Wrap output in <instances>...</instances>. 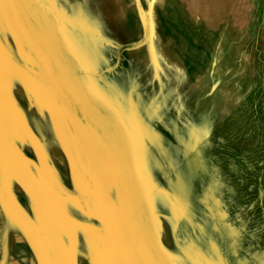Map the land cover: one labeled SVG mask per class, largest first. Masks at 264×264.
<instances>
[{
    "label": "rangeland",
    "instance_id": "obj_1",
    "mask_svg": "<svg viewBox=\"0 0 264 264\" xmlns=\"http://www.w3.org/2000/svg\"><path fill=\"white\" fill-rule=\"evenodd\" d=\"M0 264H264V0H0Z\"/></svg>",
    "mask_w": 264,
    "mask_h": 264
}]
</instances>
